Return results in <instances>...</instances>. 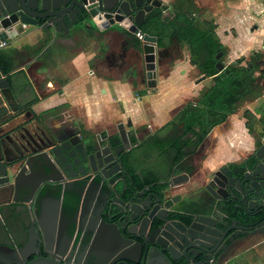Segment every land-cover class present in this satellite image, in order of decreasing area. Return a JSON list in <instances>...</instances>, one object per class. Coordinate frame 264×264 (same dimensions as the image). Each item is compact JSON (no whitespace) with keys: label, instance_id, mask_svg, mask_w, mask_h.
Here are the masks:
<instances>
[{"label":"flooded vegetation","instance_id":"flooded-vegetation-1","mask_svg":"<svg viewBox=\"0 0 264 264\" xmlns=\"http://www.w3.org/2000/svg\"><path fill=\"white\" fill-rule=\"evenodd\" d=\"M1 3L0 23L15 20L9 11L16 6L6 8ZM72 33L47 41L45 32L35 34L33 30L14 45L6 41L0 46V84L3 79L10 81L16 101L14 104L8 94L2 93L0 85V140L6 151L1 163H13L7 169L8 185L0 192V264L257 263L255 253L264 246V201L252 197L249 202L234 200L230 182L234 176L245 177L258 186L257 179L263 176L257 174V169L262 168L264 173V150L262 160L256 152L263 147L264 136L252 135V150L241 161L211 170L205 166L210 133L194 158L175 165L166 179L153 184L146 183L145 173H134L129 166L127 158L137 141H132L131 150L120 153L124 164L115 159L116 164L112 161L107 168L101 159L92 158L91 152L87 154V141L97 139L99 148L107 154L105 141L113 144L116 134L88 131L84 119H76L69 112L58 111L55 118L52 112L37 113L34 109L41 97L34 93V83L40 79L43 50ZM117 35L113 34L112 39ZM218 50L217 68L218 64L224 67L222 71L218 68L219 73L244 58L245 66L258 67L256 76L264 87V57L260 53L232 62L228 49ZM123 53L126 55L122 50L118 58ZM173 58L170 52L162 56L164 61ZM197 77L212 80L199 91L197 97H203L215 81L200 75L198 69ZM15 78L31 89L27 96L30 100L19 99ZM260 97H264V90ZM229 123L230 118L219 126L227 129ZM18 139L24 141L27 150L23 157L16 146V142L20 144ZM55 142L56 147H49ZM61 147L68 149L64 151L69 154L68 161L62 155L56 158L51 151L59 154ZM182 174L187 175L182 179L184 183L171 187L175 176ZM158 184L166 187L161 190ZM259 184L263 193L264 180ZM219 185H224L227 192H219ZM100 218L121 224L126 238H118ZM202 221L204 224H200ZM168 222L190 226V236L183 241L180 233L178 240L172 241Z\"/></svg>","mask_w":264,"mask_h":264},{"label":"crops","instance_id":"crops-1","mask_svg":"<svg viewBox=\"0 0 264 264\" xmlns=\"http://www.w3.org/2000/svg\"><path fill=\"white\" fill-rule=\"evenodd\" d=\"M159 1L167 7L164 10L167 13H163L165 20L172 21L182 14L193 19L198 28H205L206 22H212L216 27L217 42L228 49L230 61L249 58L253 53H260L264 57V0H190L200 10L194 16L189 13L191 3L187 0ZM88 31L61 36L50 48L43 50L40 79L34 83V93L41 97H38L34 109L37 113L52 112L55 118H58L55 115L58 111L69 112L76 119H84L87 130L95 133L108 131L118 135V125L123 123L127 131L137 134L133 140L137 141V146L128 159L132 157V162L157 174L160 171V180L166 179L174 167V152L168 142L184 135L185 127L178 120V115L187 104L198 98L199 91L212 80H199L197 69L191 64L189 45L171 36L159 49L167 50L166 54L170 52L174 58L162 60L163 67L160 68L168 64L169 70L163 74L160 69L158 87L149 89L143 81V66L133 48L135 36L121 34L113 40L115 33H109L88 38ZM217 42L213 46L218 50ZM92 43L97 46L87 54ZM122 50L126 51V56L124 62L120 63L118 55ZM50 71L58 72V77L47 80L44 75ZM14 81L19 99L30 100L31 97L27 96L31 89L25 88L19 78ZM30 84L33 87V83ZM260 102L261 105H258ZM77 106L82 107L83 111H74ZM246 107L259 118L264 112V97L246 104ZM238 113L230 117L227 129L217 126L211 132V140L216 138L217 143L204 154L207 168L213 170L227 163L239 162L251 152L249 144L253 136L246 127L243 112L241 115ZM130 121L132 126L128 128ZM216 131L219 133L216 134ZM232 134L236 137L228 143L226 138ZM150 138L155 139L150 141V150L146 153L148 149L142 144ZM188 138L192 136H185L183 140ZM196 151L194 145L188 148L186 159L194 158ZM143 170L137 169L139 173ZM255 254L258 256V251ZM256 260L255 264H261V255Z\"/></svg>","mask_w":264,"mask_h":264},{"label":"water","instance_id":"water-1","mask_svg":"<svg viewBox=\"0 0 264 264\" xmlns=\"http://www.w3.org/2000/svg\"><path fill=\"white\" fill-rule=\"evenodd\" d=\"M0 3L5 5L6 8L16 6L15 9L9 11L12 17H16V19H11L7 24L3 22L0 23V46L6 41H10V43L14 45L19 41L21 36L26 34V32L30 34L33 30L35 34L45 32L47 34V41L51 38L55 41L57 36L61 34L70 35L72 31L75 33L82 32L85 28L87 30H93L94 36L109 33L118 35L131 34L134 36L136 33L142 31L146 23L147 15L153 10L163 6L159 0H0ZM27 27L28 29H26ZM133 48L137 51V60L141 61L143 66V72L145 74L143 81L147 83L149 89L155 90L159 84V67L162 62V56L167 50L159 49L158 38L149 34H145L143 42L134 43ZM125 56V53H123V55L118 58V61L123 63ZM218 68L222 71L224 67L218 64ZM3 81V84H0L2 93L8 94V97L13 99L14 104H16L10 81L7 79H3ZM131 126L132 123L130 121L127 127L130 128ZM118 129V135L115 136L113 144L105 141L104 146L107 154H104L103 150L99 148L100 144L97 139L87 141V154L91 152L92 158L97 157L101 159L104 164L108 165L107 168L111 166L109 165L110 162L115 159H117V161L121 160L124 164L123 159L120 158V153L125 150H131L132 141L137 138V134H132L127 131L123 123L118 125ZM18 140L20 144L16 142V146L22 152L20 153V157H23L24 154L27 153V150L25 149L23 139V142H21L20 139ZM30 141L33 142V140ZM53 146L56 147L57 143L55 142L49 147ZM115 146H118L119 149L114 151L113 148ZM11 149L18 152L14 145H11ZM262 150H264V140L263 147L256 152V157L259 160L263 159ZM51 151L56 158L62 155L68 161L69 154L64 153V151H68L67 148L61 147V152L59 154L53 149ZM5 154V144L0 140V164H2L0 166V192L8 185L6 182L7 169L13 165L11 162H8L6 165L1 163ZM113 164H116L115 161ZM262 164L264 165V162ZM47 170L53 172L50 166H47ZM25 171L26 167H23L22 172ZM219 174H223L222 171H220ZM257 174L263 176V178L257 179L256 183H258V186L245 177L241 179H238L236 176L232 177L230 182L232 185L230 187V195H232L234 200L242 202L246 199V202H249L252 201V197L255 198L256 201H264V192L262 193L260 191L262 184H259L260 180H264L262 168L259 167L257 169ZM186 177V174L176 175L171 187L184 183L182 179ZM221 190L226 191L224 185H219L218 191L221 192ZM128 217L129 215H127V218ZM100 220L109 227L110 231H113L118 238H126L121 231L123 227L121 224L108 223L102 218H100ZM200 224H204V221ZM166 226L170 227L172 233L170 238L172 241L178 240L181 234H183V237H181L183 241L190 236L189 232L191 227L181 222L177 224L168 222ZM180 227L185 230L181 232V230L178 229ZM157 231L160 232L161 229L158 228ZM39 264L54 263L44 261L39 262Z\"/></svg>","mask_w":264,"mask_h":264},{"label":"trees","instance_id":"trees-1","mask_svg":"<svg viewBox=\"0 0 264 264\" xmlns=\"http://www.w3.org/2000/svg\"><path fill=\"white\" fill-rule=\"evenodd\" d=\"M187 1L189 2L190 0ZM189 3H191L189 5L191 16L200 12L193 1ZM166 9V6H162L149 13L142 28V33L157 37L159 48L165 46L166 40L171 36L177 37L184 45L188 44L191 51L192 66L199 70L200 75L205 76V78H212L215 81V85L211 86L203 97H198L187 104L178 115V120L185 127L184 135L175 141L168 142L169 147L174 152L172 166H175L181 165L186 160L188 148L194 145L197 150L214 128L225 123L231 115L237 114L245 104L261 98L264 87L256 76L258 67L253 66V68H250L249 65L245 66L246 60L244 58L237 60L219 73L216 60L219 50L213 46L218 39L216 27L212 22H206L205 28H198L194 24L193 19H188L182 14L177 15L172 21L165 20L163 11ZM87 37L94 38V31L89 30ZM136 40L140 42L138 39ZM218 48L223 50L224 47L221 43H218ZM37 101H34V103ZM243 118L246 119V127L250 134L259 133L264 136V113L258 118L254 113L246 109L243 112ZM188 135L192 136V138L183 140ZM155 138H150L142 144L145 149H148L146 153L150 150V141ZM127 160L128 163L131 160L129 166L134 173L138 168L144 169L142 173L146 175V183L153 184L160 181V176H162L160 171L157 174L149 168L140 167V164L132 162V157L127 158ZM157 187L163 190L166 184H158Z\"/></svg>","mask_w":264,"mask_h":264},{"label":"rangeland","instance_id":"rangeland-1","mask_svg":"<svg viewBox=\"0 0 264 264\" xmlns=\"http://www.w3.org/2000/svg\"><path fill=\"white\" fill-rule=\"evenodd\" d=\"M97 46V45H96ZM95 44L94 43H92L91 44V46H90V50L88 49V51H87V54H88V52H93L94 51V49H95ZM167 66L166 67H164V68H160L161 69V71H162V73L163 74H165V73H167V71L169 70V67H168V64H166ZM61 67H62V65H61ZM161 67H163V66H161ZM64 69V68H63ZM159 69V70H160ZM64 73H66L65 72V69H64ZM58 75H59V73L58 72H56V71H50L47 75L45 74L44 75V77H47V80H50V79H52L53 77H58ZM258 105H261V102H260V104H258ZM246 109H248L246 106L244 107V108H242L241 110H240V112L238 113V114H242V112H244ZM79 111V112H81V111H83V108L82 107H76V109H74V111ZM222 129V128H221ZM218 131V130H217ZM215 132L216 134L217 133H219V132ZM215 135H213V137H214ZM236 136L234 135V134H232V135H230L229 136V138H226V140L228 141V143L230 142V140L231 139H234ZM215 140H216V138H215ZM215 140H211V138H210V145H209V151H211L212 149H213V147L216 145V141ZM250 145V150H252V146H251V143L249 144ZM245 146V145H244ZM245 148L247 149V147L245 146ZM262 250L264 251V246H263V248H261L260 249V251L259 250H257L258 251V258L260 259V255H261V264H264V254L262 255Z\"/></svg>","mask_w":264,"mask_h":264},{"label":"built area","instance_id":"built-area-1","mask_svg":"<svg viewBox=\"0 0 264 264\" xmlns=\"http://www.w3.org/2000/svg\"><path fill=\"white\" fill-rule=\"evenodd\" d=\"M163 13L166 14L167 11H164ZM134 36H135L136 39H138L140 42H143V41H144L145 34L142 33V31L136 33Z\"/></svg>","mask_w":264,"mask_h":264}]
</instances>
